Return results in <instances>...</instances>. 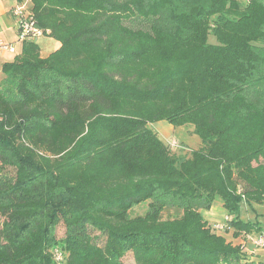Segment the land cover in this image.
Returning a JSON list of instances; mask_svg holds the SVG:
<instances>
[{
    "label": "trees",
    "instance_id": "trees-1",
    "mask_svg": "<svg viewBox=\"0 0 264 264\" xmlns=\"http://www.w3.org/2000/svg\"><path fill=\"white\" fill-rule=\"evenodd\" d=\"M197 2L30 0L60 47L2 67L0 264H244L202 210L218 198L234 237L262 234L239 210L264 202V0ZM160 122L203 147L179 161Z\"/></svg>",
    "mask_w": 264,
    "mask_h": 264
},
{
    "label": "rangeland",
    "instance_id": "rangeland-1",
    "mask_svg": "<svg viewBox=\"0 0 264 264\" xmlns=\"http://www.w3.org/2000/svg\"><path fill=\"white\" fill-rule=\"evenodd\" d=\"M241 4L246 3L247 0H238ZM197 0H187V4L181 5V11H186L190 7L195 6L197 4ZM157 20H148L144 21L141 19H136L131 23L132 27L135 28H150L152 25L156 24ZM162 25L168 26L170 23H172L171 19V13L170 11H166L161 15V22ZM209 42L215 44L216 38L214 36L209 37ZM41 48L44 54H48L50 52H53L55 41L49 38L48 36H40L37 39L36 42ZM10 89V88H9ZM11 90V89H10ZM12 92V90H11ZM249 97L253 100H259L264 101V94L263 92H251L249 93ZM154 132L158 134L160 139L164 141L167 146L173 151L176 158L180 161L182 159H186L190 157L192 151L201 149L203 147V142L194 133V128L191 125L183 126L175 128L171 125H169L167 122H160L156 123L150 126ZM174 201L168 200V209L166 211L165 218L168 217H176L181 214L179 210H177L174 207H171ZM213 208L218 209L217 211H221L222 214H218L219 212H216L215 218L210 217L205 212H208L210 210H202V213L205 214L207 217H209L211 220H213V228L216 226H219L220 224H226V215H224V207L222 206V202L220 199H216ZM148 210V203L143 204L139 207H136L132 210L131 216L137 217L144 215ZM240 218L242 221H247L251 223H258L260 227L262 228V234H253L248 236L246 239H243V241L246 242L247 248L244 246L243 248V258L242 263L244 264H264V246L257 247L254 243V241L259 238L260 236L264 237V202H252V203H242L240 206ZM229 216V215H228ZM218 222L217 224H215ZM65 229L63 226H59L56 232V236L58 239H61L64 237ZM252 240V241H249ZM101 243L104 242V240L100 241ZM255 246V247H254ZM124 263L126 264H133L134 259L132 254L127 255L124 258Z\"/></svg>",
    "mask_w": 264,
    "mask_h": 264
},
{
    "label": "crops",
    "instance_id": "crops-1",
    "mask_svg": "<svg viewBox=\"0 0 264 264\" xmlns=\"http://www.w3.org/2000/svg\"><path fill=\"white\" fill-rule=\"evenodd\" d=\"M25 2L26 0H0V42L15 45L17 47L18 53L21 52L23 44L19 43L18 41L19 40L18 39V19L14 12H15V9L19 5H22ZM59 47H60V44L55 41L54 49L57 50L59 49ZM41 52H42L43 57H47L48 55H50V53H52L50 52L48 54H44L42 51V48H41ZM15 57H16V54H11L8 52L0 54V88L4 86V83L6 80V76L2 72V67L5 63L12 62L15 59ZM243 203H246V202H243ZM217 210L218 209L212 207L210 211L205 212V213L209 215L210 217L215 218L214 214L216 212H219L217 213L218 216L219 214H222L221 211H217ZM224 215H226V217H229L225 209H224ZM203 216L210 226L213 225L214 223L213 220H211L205 214H203ZM217 223L218 222H216L215 224ZM219 234L224 235L228 241H232L236 245L242 244L243 247L245 246L247 248L246 242L243 241L244 238L234 237L232 229L228 231L226 230L224 232H220ZM249 241H252V240H249ZM252 244H253V241H252Z\"/></svg>",
    "mask_w": 264,
    "mask_h": 264
},
{
    "label": "built area",
    "instance_id": "built-area-1",
    "mask_svg": "<svg viewBox=\"0 0 264 264\" xmlns=\"http://www.w3.org/2000/svg\"><path fill=\"white\" fill-rule=\"evenodd\" d=\"M30 0H26V2L22 5H19L15 9V15L18 19V41L21 44H24L28 41L37 42V39L40 36H43V32L35 25V21L32 15V12L29 8ZM11 53L19 54L17 47L13 44H6L0 42V54L2 53ZM229 220V217L226 218V222ZM227 224V223H226ZM226 224H220L213 228V230L217 233L226 231ZM255 245L258 247L264 246V237L260 236L254 241Z\"/></svg>",
    "mask_w": 264,
    "mask_h": 264
}]
</instances>
